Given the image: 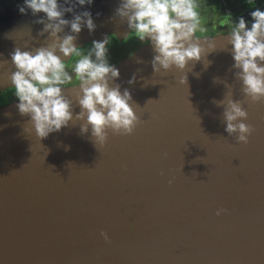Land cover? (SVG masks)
Segmentation results:
<instances>
[{
  "label": "water",
  "instance_id": "95a60500",
  "mask_svg": "<svg viewBox=\"0 0 264 264\" xmlns=\"http://www.w3.org/2000/svg\"><path fill=\"white\" fill-rule=\"evenodd\" d=\"M58 2L75 5L64 19L91 13L95 30L82 27L78 48L131 32L120 0ZM23 4L0 0V94L12 88L10 54L50 43L38 35L44 13L21 14ZM196 38L205 52L183 70L154 73L147 40L115 65L113 84L130 92L140 122L131 135L109 130L102 147L75 119L79 83L63 88L73 120L43 139L18 100L0 106V264H264V102L241 93L227 35ZM228 93L254 128L247 144L225 132L213 103Z\"/></svg>",
  "mask_w": 264,
  "mask_h": 264
},
{
  "label": "clouds",
  "instance_id": "9594fccd",
  "mask_svg": "<svg viewBox=\"0 0 264 264\" xmlns=\"http://www.w3.org/2000/svg\"><path fill=\"white\" fill-rule=\"evenodd\" d=\"M76 3L90 5L92 0H76ZM74 7H64L58 0H24L19 12L25 14L26 9H30L33 15L44 13V18L36 21L44 25L38 35L48 33L50 43L31 51L16 48L10 54L15 71L9 79L19 101L16 105L19 113L30 117L35 135L43 139L73 120L72 101L63 94L62 87L72 76L65 68V61L56 53L59 51L68 58L79 57L73 67L79 80L76 102L80 112L75 119L85 121L81 133H86L90 127L95 144L102 147L109 130L116 135H131L140 120L131 107L130 92L125 89L121 93L120 85L113 84L120 73L108 62V38L92 41L86 54L75 45L76 34L82 27L92 32L96 25L89 11L74 15L71 20L64 19V14L72 12ZM197 8V0H120L116 15L127 21L130 31L142 43L147 40L152 45L155 55L151 64L155 73L172 67L183 70L190 60L201 59L205 48L201 39L195 37L199 24ZM250 15V28L242 17L238 18L227 37L234 60L232 67L236 70L235 80L241 82L243 96L257 103L264 102V11L257 8ZM66 26L72 34L60 36ZM208 48L215 46L209 44ZM134 79L135 76L128 83H133ZM186 79L182 77L179 83H186ZM213 103L223 107L225 132L230 137L235 136L237 143L247 144L254 128L243 122L248 119L243 102L233 100L232 93H228L227 99ZM224 211L219 209L216 215ZM101 236L108 240L106 233L101 232Z\"/></svg>",
  "mask_w": 264,
  "mask_h": 264
},
{
  "label": "flooded vegetation",
  "instance_id": "af4514ba",
  "mask_svg": "<svg viewBox=\"0 0 264 264\" xmlns=\"http://www.w3.org/2000/svg\"><path fill=\"white\" fill-rule=\"evenodd\" d=\"M197 3L198 8L196 10L199 13V20L200 18L205 20L204 27H197L195 36L198 38L227 35L234 26L233 22L241 17L246 21L247 27L250 28L252 23L250 13L257 8L264 11V0H252V3H249L248 0H197ZM108 41H115L117 47L121 48L122 46L126 50L125 57H129L132 51L134 53L136 49L146 45V41L142 43L132 31L122 42H119L113 35L109 36ZM90 47L91 44H86L83 48H80V51L86 53ZM77 59L79 57L73 55L70 61L65 63L66 70L72 76L71 82L73 85L79 83L73 72ZM109 59L111 58H108L110 64L115 65L117 63V61L112 63ZM66 86L69 85H63L62 87Z\"/></svg>",
  "mask_w": 264,
  "mask_h": 264
},
{
  "label": "rangeland",
  "instance_id": "374dc122",
  "mask_svg": "<svg viewBox=\"0 0 264 264\" xmlns=\"http://www.w3.org/2000/svg\"><path fill=\"white\" fill-rule=\"evenodd\" d=\"M204 22H205V20L203 18H200L198 28L204 27ZM107 48H108L107 56H108V58H111V59H109L110 62L113 63V62L117 61L116 64H118L127 58V57H125L126 56V50L124 48H122V46H121V48L117 47L115 41L109 42L107 45ZM137 50H139V49H136V51ZM136 51H134V52H136ZM132 53H133V51H132ZM132 53H130V55ZM76 80H78L77 77H76ZM16 100H18V99L14 95V88H10V89H8V90H6L0 94V105L6 104V103H9L12 101H16Z\"/></svg>",
  "mask_w": 264,
  "mask_h": 264
},
{
  "label": "trees",
  "instance_id": "16d2710c",
  "mask_svg": "<svg viewBox=\"0 0 264 264\" xmlns=\"http://www.w3.org/2000/svg\"><path fill=\"white\" fill-rule=\"evenodd\" d=\"M78 84V83H77ZM65 85H69V86H71V85H73V83L71 82V81H69L68 83H66ZM74 85H76V84H74ZM3 105V104H2ZM1 106V105H0Z\"/></svg>",
  "mask_w": 264,
  "mask_h": 264
}]
</instances>
